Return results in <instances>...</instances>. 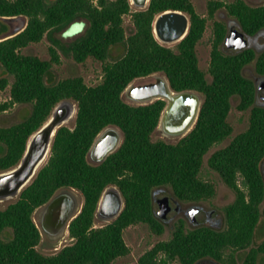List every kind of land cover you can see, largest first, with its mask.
<instances>
[{
  "label": "trees",
  "instance_id": "trees-1",
  "mask_svg": "<svg viewBox=\"0 0 264 264\" xmlns=\"http://www.w3.org/2000/svg\"><path fill=\"white\" fill-rule=\"evenodd\" d=\"M207 7L210 17L225 8L249 35L264 28V3L208 0ZM166 9L185 11L190 18L187 34L174 46L160 43L153 34L154 17ZM124 14L131 15L135 27L128 35ZM18 15L27 18L25 27L0 39V63L13 77L10 98L0 100V112L15 103H31L32 107L25 119L0 125V171L20 160L29 136L56 103L71 99L77 104V113L72 128L61 126L56 131L51 154L32 182L14 202L0 209V264H111L129 253L124 239L127 226L143 222L153 232H163V224L152 212L153 188L168 186L177 199L186 202L214 196V184L201 178L200 171L208 150L232 133L227 117L234 95L240 98L239 109L250 108L248 126L208 158V165L234 191V200L223 207L225 226L187 228L179 219L170 238L158 241L133 264H170L174 260L193 264L206 257L236 264V252L243 249L249 250L242 264H259V256L264 257V237L256 246L252 241L264 216V106L255 104L254 82L242 69L253 62L255 70L264 75V50L257 55L252 48L225 52L221 46L227 29L216 21L208 81L196 53L206 18L196 12L191 0H149L140 10L131 9L129 0H0V32L9 27L4 17ZM77 17L89 25L67 48L78 62L90 56L103 63L102 80L94 85L86 84L79 75L50 79L52 64L59 61L54 46L49 47L50 59L21 52L44 36L56 46L54 32ZM116 46L125 51L109 61ZM156 72L164 73L175 90L193 89L203 95L194 127L174 143L151 137L165 100L133 105L121 96L133 79ZM8 83L2 75L0 89ZM107 125L122 129L123 142L103 162L92 164L87 152ZM108 185L120 189L124 207L114 220L95 226L97 203ZM62 187L81 191L83 206L68 227L72 243L44 254L36 248L41 233L33 213Z\"/></svg>",
  "mask_w": 264,
  "mask_h": 264
},
{
  "label": "rangeland",
  "instance_id": "rangeland-1",
  "mask_svg": "<svg viewBox=\"0 0 264 264\" xmlns=\"http://www.w3.org/2000/svg\"><path fill=\"white\" fill-rule=\"evenodd\" d=\"M208 0H191L193 3L196 12L206 18L205 29L200 37L199 41L196 44V53L198 57L199 67L205 72L206 79L211 81V75L209 73L210 65V51L212 48V42L215 37V22L219 21L225 24L227 32H229L230 27H235L238 30H241L238 21L228 13L225 8L218 9L212 17L208 16ZM228 2L233 0H226ZM250 5H259L264 3V0H244ZM131 9H136L131 5ZM27 23V18L23 15H18L12 18L9 22L3 21L8 24V29L0 32V37L11 30L20 29L22 27L23 21ZM1 23V18H0ZM89 22L82 18L77 17L72 23L67 26L56 30L53 34L57 40V45H53L52 40L44 36L42 40L34 43H30L26 47L21 48L23 54H32L37 55L41 59H50L51 54L49 51L50 46H54L58 53L59 61L52 64L51 74L49 76L52 80H59L69 76H82L84 82L88 85H94L99 83L102 80V65L103 63L100 60H97L93 57H87L83 61H76L73 58L72 52L67 48V46L78 37L84 34ZM123 25L125 28L126 34L134 32L135 27L130 14L123 15ZM248 39V46L253 48L256 52L264 48V29L259 31L253 36H246ZM176 43L169 44L167 46H174ZM221 48L224 51H230V49L222 44ZM125 48L123 46L113 47L111 50V56L108 58L111 61L113 58L118 57L124 53ZM153 74V73H152ZM5 75L8 79V85L4 89H0V100L5 101L10 98V85L13 81V77L9 74H6L0 63V77ZM151 75V74H150ZM244 75L251 78H258V73L254 69V63L251 62L244 67ZM258 82V81H257ZM264 89V84L262 85ZM127 102V101H126ZM240 98L237 95H234L230 99V109L228 113L227 120L232 126V133L230 136L226 137L222 141L214 144L208 152L204 155L203 164L200 171V177L204 180L212 182L215 186V194L211 198L198 201L197 203L202 206V211L195 213V218L199 220V223L191 222L189 218V210L193 205H196V202H186L178 200L173 196L171 189L168 186L155 187L154 189V213L157 215L159 220L164 226L162 233L157 234L153 232L146 223L140 222L127 226L124 230V239L130 250L129 253L124 256H119L114 259L111 264H133L136 263L139 257L148 249H150L154 244L160 240H165L171 237L172 230L175 227V224L179 219L185 221L187 228H193L200 225L213 226L215 228L221 229L225 226L223 207L234 200V191L229 188L222 180L217 171L212 169L208 165V158L212 152L222 148L228 144L233 135L238 132L243 131L247 128L249 122V113L250 108L241 110L238 107ZM137 105L134 103H130ZM256 105H264V91H262L255 101ZM31 103H15L9 109L4 112H0V125L7 126L18 121H21L28 117L31 111ZM75 119L73 118L65 125L68 127H73ZM153 140L162 139L166 142L174 143L178 139H172L164 136L158 129V126L152 132L151 135ZM261 171L264 179V159L261 161ZM164 196H172L177 199L180 207V211H175L174 208L167 212L164 216L158 215L159 207L156 204L155 199L162 198ZM18 196L0 200V209H4L8 204L14 202ZM175 204H173V207ZM37 210V209H36ZM33 219L37 224V217L35 212L33 213ZM108 221L102 220L101 218L95 217L94 224L99 226L107 223ZM264 237V216H261L259 223L256 227L254 238L252 241V246H256ZM72 243V239L69 237V234L66 233L63 238L59 241L48 242L43 235L37 244L36 248L44 254H53L59 251L63 246ZM249 249H243L236 252V264H242L244 257L246 256ZM170 264H180L178 260L170 262ZM193 264H224L220 261H217L213 258H201L195 261ZM259 264H264V257L259 256Z\"/></svg>",
  "mask_w": 264,
  "mask_h": 264
},
{
  "label": "water",
  "instance_id": "water-1",
  "mask_svg": "<svg viewBox=\"0 0 264 264\" xmlns=\"http://www.w3.org/2000/svg\"><path fill=\"white\" fill-rule=\"evenodd\" d=\"M137 10L145 9L149 0H129ZM14 17H4L9 22ZM153 34L164 45L179 42L188 32L190 26L189 15L179 9H166L159 12L153 20ZM20 29L9 31L7 38L18 33ZM1 39V38H0ZM228 48L241 50L247 46L244 32L230 27L225 36ZM153 80L143 84L129 82L122 91V98L134 104H148L157 99L165 100L161 111L158 129L164 136L180 139L194 127L203 103V95L193 89L175 90L169 79L162 72L150 75ZM262 86L258 89L263 91ZM77 104L71 99H63L55 104L47 119L28 138L26 147L20 160L12 167L0 171V200L19 196L21 191L35 178L39 169L46 164L52 143L59 127L65 125L76 116ZM90 152L95 153L98 159L105 157L106 151L93 145ZM158 215L164 216L173 208L178 209L176 199L164 196L157 200ZM82 198L72 187H62L41 206L37 208V226L41 235L57 242L68 233L70 221L80 212ZM124 199L116 186L106 187L100 195L96 214L102 220L112 221L121 212ZM199 206L193 205L189 210V218L195 219Z\"/></svg>",
  "mask_w": 264,
  "mask_h": 264
},
{
  "label": "flooded vegetation",
  "instance_id": "flooded-vegetation-1",
  "mask_svg": "<svg viewBox=\"0 0 264 264\" xmlns=\"http://www.w3.org/2000/svg\"><path fill=\"white\" fill-rule=\"evenodd\" d=\"M240 26V25H239ZM241 27V26H240ZM227 29V28H226ZM264 29V28H263ZM229 30H230V28H229ZM262 29H260L259 31H261ZM241 31L242 32H244L243 30H242V28H241ZM259 31H257L256 33H254V34H252V35H249V34H247V33H245L244 32V36H245V38L247 39V37L246 36H253V35H255V34H257ZM229 32H226V35L228 34ZM225 35V36H226ZM247 42H248V39H247ZM223 43H225V38H224V42ZM226 45V44H225ZM245 48H251V47H249L248 46V44H247V46L245 47ZM245 48H243V49H245ZM230 49V51H228V53H237V52H239V51H241V50H243V49H241V50H235V49H231V48H229ZM253 49V48H252ZM254 50V49H253ZM264 50V48L262 49V50H260V51H258V52H256L255 50H254V52H255V54L257 55V54H259L260 52H262ZM225 52H227V51H225ZM246 66V65H245ZM244 66V67H245ZM244 67H243V69H242V72H243V74H244ZM255 69V68H254ZM256 71V70H255ZM257 72V71H256ZM258 73V72H257ZM258 78H256V79H251L253 82H254V86H255V101H256V99H257V96L262 92V91H259L258 89L264 84V75H262V74H259L258 73ZM249 78V77H248ZM151 80H153V78H151V76H150V74L149 75H146V76H141V77H138V78H135V79H133L132 81H133V83L134 84H143V83H145V82H148V81H151ZM258 81V82H257ZM261 89H263V88H261ZM263 91H264V89H263ZM124 100V99H123ZM125 101V100H124ZM129 103V102H128ZM262 106H264V105H262ZM74 119H76V116L75 117H73ZM72 118V119H73ZM71 119V120H72ZM69 122V121H68ZM75 124V123H74ZM63 126H66V125H63ZM72 128V127H71ZM123 137H124V135H123V131H122V129L120 128V127H118V126H116V125H107V126H105V127H103L97 134H96V136L94 137V139H93V141H92V143H91V145H90V147H89V150H88V152H87V159H88V161L90 162V163H92V164H99V163H101V162H103L111 153H113V152H115L120 146H121V144H122V142H123ZM93 145H97L98 147H99V149L100 150H105L106 151V154H105V157L104 158H102V159H98V157H96V155H95V153H92V152H90V150H91V148L93 147ZM108 186H116V185H108ZM107 186V187H108ZM117 187V186H116ZM161 189H162V187H165V186H159ZM72 188H74V187H72ZM106 188V187H105ZM104 188V189H105ZM118 188V187H117ZM60 189V188H59ZM79 194H80V196H81V198H82V206H83V195H82V193H81V191H79L78 189H76V188H74ZM103 189V190H104ZM119 189V188H118ZM154 189L155 188H153L152 190H151V204H152V212H153V214H154V216L159 220V218L157 217V215L154 213ZM120 190V189H119ZM57 191V190H56ZM103 192V191H102ZM121 192V191H120ZM121 194H122V192H121ZM122 196H123V194H122ZM174 196V195H173ZM168 197H170V202L171 203H173L172 202V199H175V198H173L172 196H168ZM175 197V196H174ZM100 198V197H99ZM123 199H124V197H123ZM159 198H157V199H155V201H156V204L158 205V202H157V200H158ZM177 200V199H176ZM179 200V199H178ZM177 200V201H178ZM99 201V200H98ZM124 203H125V201H124ZM98 204V203H97ZM197 206H199V211L198 212H201L202 211V206L200 205V204H198L197 202L195 203ZM41 206V205H40ZM82 206H81V209H82ZM124 207V206H123ZM159 207V206H158ZM174 209H175V211H180L181 209H182V207H180V205L178 206V209H176L175 207H173ZM37 209V208H36ZM123 209V208H122ZM96 210H97V207H96ZM172 210V209H171ZM81 211V210H80ZM122 211V210H121ZM35 212V215H36V217H37V210H35L34 211ZM78 215V214H77ZM76 215V216H77ZM75 216V217H76ZM95 217H98L97 216V214H96V211H95ZM98 218H100V217H98ZM160 221V220H159ZM190 221L191 222H195V223H199V220H197L196 218L194 219V220H191L190 219ZM110 222V221H109ZM161 222V221H160ZM162 223V222H161ZM70 224V223H69ZM37 225V224H36ZM201 226V225H200ZM38 227V226H37ZM197 227V226H196ZM210 227H213V226H211L210 225ZM213 228H215V227H213ZM68 234H69V230H68ZM45 239L48 241V242H51L52 240L50 239V238H48V237H45Z\"/></svg>",
  "mask_w": 264,
  "mask_h": 264
},
{
  "label": "crops",
  "instance_id": "crops-1",
  "mask_svg": "<svg viewBox=\"0 0 264 264\" xmlns=\"http://www.w3.org/2000/svg\"><path fill=\"white\" fill-rule=\"evenodd\" d=\"M25 25H26V22H25V20H24V21H23V24H22V27L20 28V30L23 29V28L25 27ZM9 26H10V25H9ZM7 33H8V32H7ZM7 33H6V34H7ZM6 34H4V35H6ZM4 35H3L2 37H4ZM2 37H0V38H2Z\"/></svg>",
  "mask_w": 264,
  "mask_h": 264
},
{
  "label": "bare ground",
  "instance_id": "bare-ground-1",
  "mask_svg": "<svg viewBox=\"0 0 264 264\" xmlns=\"http://www.w3.org/2000/svg\"><path fill=\"white\" fill-rule=\"evenodd\" d=\"M70 120H71V119H70ZM70 120H69V121H70Z\"/></svg>",
  "mask_w": 264,
  "mask_h": 264
}]
</instances>
